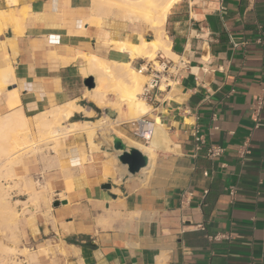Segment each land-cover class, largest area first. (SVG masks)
Instances as JSON below:
<instances>
[{"label":"crops","instance_id":"1","mask_svg":"<svg viewBox=\"0 0 264 264\" xmlns=\"http://www.w3.org/2000/svg\"><path fill=\"white\" fill-rule=\"evenodd\" d=\"M91 9L90 0H0V71L11 80L0 86V118L21 110L28 119L26 136L37 143L24 151L21 174L35 196H46L25 218L33 258L264 264V103L255 115L264 97V0H178L162 27L178 81L147 101L146 113L111 83L98 102L90 62L137 70L140 58L111 41L137 44L148 27ZM142 116L155 120L149 141L133 132ZM194 127L223 155L197 152ZM113 134L146 154L148 166L130 174ZM34 172L44 174L45 190Z\"/></svg>","mask_w":264,"mask_h":264},{"label":"bare ground","instance_id":"2","mask_svg":"<svg viewBox=\"0 0 264 264\" xmlns=\"http://www.w3.org/2000/svg\"><path fill=\"white\" fill-rule=\"evenodd\" d=\"M90 1L92 5L91 10L96 14V17L105 18V19L109 17H115V18H120L123 21L133 22V23L145 22L149 24L150 28L153 29L156 33L155 37L151 39L142 37V41L137 44L130 42L129 43L123 42L120 40H112L111 43L113 42L112 44L114 45L113 46L114 48H118L129 52L130 56L133 59H137V58L155 59L157 58V54L159 53V51H162L165 54V56L163 57L174 56L170 50V43L166 39L162 27L167 19L170 9L176 2H178V0H90ZM19 22L20 21H18L17 25H19ZM21 24L22 22H20V25ZM92 58L95 63L93 61H91L90 63L91 65H96V74H97L96 77L98 80L97 82L98 88L96 90V95H94V97H96V100L98 102L108 99L107 97L109 92L108 90H110L109 88H111L112 85L114 86L116 85V87L118 86L120 93L121 92L123 93L121 95L127 98V102L130 108L136 110L137 113H143L147 110L148 108L147 102L144 98H142L139 92V86L144 80L145 74L140 73L138 70L134 69L130 63H123V62L115 63V61H112V63L114 62L115 65L117 66V69H115V71L117 70V72H119V74L117 75L114 73L115 72L114 70L113 73L110 72V66L107 65L108 63L106 61L102 60L101 58H98L97 56L96 58L95 56ZM92 62L94 64H92ZM111 67L113 66L111 65ZM4 74L5 73L3 71H0V86H2V84L5 85L6 82L11 81L10 78H6ZM114 75H117V77H115L116 80L114 79ZM117 79H118V83L114 84L115 81H117ZM116 107H118V105ZM6 114H4L5 117L1 116L3 118H0V217L5 218V221L7 218L6 216L8 215L16 216V214L18 213V211L15 210L16 208H14L13 206L7 205L4 207L8 195L7 192L8 189L6 187L7 182L12 181L14 182L13 186L17 185V187H19L20 185L23 188V190L25 189L24 192L28 190V194H30V197L32 198L34 197V199H37L39 197V195L38 197L35 196L34 193L28 189L27 182L25 179L22 178V174H21L24 167V151L26 150L27 147L29 146L33 147L34 145H36L35 143H37V142L34 143V141L32 142L29 141L28 139L31 138L26 136L30 128V127L28 128L27 126L28 119L25 118L24 116L25 114L22 113L21 110H14L10 114L8 115ZM40 119L42 120L40 121L43 127V125H45L43 121L44 118H41L40 116ZM48 131L50 132V129ZM134 142L136 143L137 141L134 140ZM129 143L130 145L131 143H133L132 139L129 141ZM0 246H1L0 248H2L1 250H4L2 251L3 254L1 253L2 255L0 256V264H16V261L10 259L8 253L11 254L10 252L14 251L17 245L14 243H10V244L3 243L2 240L0 239Z\"/></svg>","mask_w":264,"mask_h":264},{"label":"rangeland","instance_id":"3","mask_svg":"<svg viewBox=\"0 0 264 264\" xmlns=\"http://www.w3.org/2000/svg\"><path fill=\"white\" fill-rule=\"evenodd\" d=\"M135 24L138 26L143 24L144 26L148 27V32H147L148 39L153 38L154 31L150 28L149 24L145 22H135ZM159 52L162 53L163 56H165V54L162 51H159ZM147 80H148V77L145 75L144 80L139 86L140 95H141L143 86L147 82ZM39 145L41 144L37 145V150L41 148V146ZM48 149H49V143L47 145V148L45 149L44 156L47 154ZM42 162H44V160ZM34 163L36 162H33V164ZM31 179L33 183L35 184V186H37L36 188L38 190H45L44 174H37V172H34V174H31ZM13 185H14V182L12 181L7 182L6 184V187L8 189L7 191L8 195H7V199H6L4 207L7 205L13 206L14 208H16L15 210H17L18 213L16 214V216L14 215L6 216L8 218V220L6 218V221H5V218L0 217L1 219L0 239L2 240L3 243L10 244L14 242L12 240L13 236L17 238V242H14V244L17 245L16 249L14 251H11L10 252L11 254L8 253V256L10 257V259H12L13 261H16V264L17 263L18 264H40L38 258H33V255H32V253H34L36 250V244H35V240L28 234L26 230L25 218L28 213H31L32 211L33 212L40 211L43 209L38 204H40V202L45 199L46 197L45 192L41 194V196L39 197V200L38 199L36 200L34 199V197L33 198L30 197V194H28V190L24 192L25 189L23 190V188L20 185L19 187H17V185L16 186H13ZM18 219H19V228H18ZM1 249L2 248H0V250ZM2 251L4 250L0 251V256L3 254Z\"/></svg>","mask_w":264,"mask_h":264},{"label":"built area","instance_id":"4","mask_svg":"<svg viewBox=\"0 0 264 264\" xmlns=\"http://www.w3.org/2000/svg\"><path fill=\"white\" fill-rule=\"evenodd\" d=\"M137 70L148 77L144 84L141 96L146 101L154 99L155 94L163 88L171 87L178 81L179 69L178 66L168 57H163L162 53L157 54V58H140ZM264 103V97L260 98L259 103L255 106L256 119H259V113ZM134 134L146 141H149L155 131V120L148 116H142L132 122ZM195 141V150L197 152L206 150L209 158H217L223 155L225 149L220 145L206 144L204 135L198 127L192 130ZM208 175V172H204Z\"/></svg>","mask_w":264,"mask_h":264},{"label":"water","instance_id":"5","mask_svg":"<svg viewBox=\"0 0 264 264\" xmlns=\"http://www.w3.org/2000/svg\"><path fill=\"white\" fill-rule=\"evenodd\" d=\"M86 84L89 87L95 86L94 78L88 77L86 79ZM113 148L116 151H119L117 154V159L123 164L127 166V170L130 174H136L140 172L144 167L148 166L149 158L146 154H144L140 149L129 146L121 137L113 134ZM103 188H111V184L108 183Z\"/></svg>","mask_w":264,"mask_h":264}]
</instances>
